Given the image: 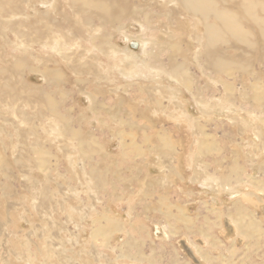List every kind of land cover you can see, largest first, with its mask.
Instances as JSON below:
<instances>
[{
	"label": "bare ground",
	"instance_id": "obj_1",
	"mask_svg": "<svg viewBox=\"0 0 264 264\" xmlns=\"http://www.w3.org/2000/svg\"><path fill=\"white\" fill-rule=\"evenodd\" d=\"M60 1L62 0H0V108L5 103H7L8 107L11 106L13 111L8 108L9 112H6L11 113L14 120L16 119L17 124H19L16 125V122L12 124V134L7 135L3 129L0 130V134L5 133L7 138H12L13 136L16 138L17 144L13 148L18 147V153L14 156L13 163L22 176L24 173L21 172V169L24 164L29 163L30 168H36L42 172L45 171V167L50 163V157H52L43 148H37L36 143L34 145L29 143L30 137L28 136L33 137L35 135L34 126H32L34 122H38L40 127L43 126L49 129L48 133L50 132V136H59L58 138H61L63 143L69 144V147L74 150L80 161L86 162L95 154L101 156L100 153L103 152V149L98 145L97 138L91 132L82 136L80 128L72 127L73 123H71L69 117L60 113L63 102L55 100L57 95L63 99V96L65 97V94L69 93V90L66 89L67 87L76 88L77 92L83 91L81 83L88 82L87 79H93L98 82L107 80L105 79L107 75L103 70V64L98 63V56L96 57L93 50H96L100 56L107 58L109 61L114 60L110 72H116L129 79L137 80L145 76H164L174 83L176 87L189 90H191L190 86L195 84L191 83L194 75L189 71V66L194 63L200 72L205 71L208 74L224 75L232 78L234 73H239L240 77L245 81L247 76H251L250 85H242L239 89H236L238 91L236 93L239 97L238 99L242 100V102L246 104L252 102L254 104V107L252 106L254 110H248L247 113L249 115L252 114V116L254 114L258 120L263 119L260 122L264 125V113H262L264 108V82L261 78L264 77V0H150L141 9L135 2H132L133 0H63L61 5ZM38 3L41 8H50V10L42 11L37 15L28 14L27 10L35 8L34 4ZM150 19H155L157 23L153 25ZM127 21L138 26L141 25L144 36L156 32L157 38L153 40L148 38V40L147 37H144L142 38L143 41H140V45L132 42L131 38L127 37L123 32L124 27L127 26ZM105 26H107L108 30L104 29ZM110 30L124 34L129 48L124 50L126 53L112 44L109 38L111 36ZM5 32L10 34L13 39L6 37L7 35L4 37ZM84 37H87L89 41L82 40ZM87 42L90 43L91 48L84 45ZM189 42L194 46L193 48H189ZM34 46L49 51L60 61L54 60L53 57V60L50 57L48 59L49 55L47 57L41 55L40 57H35L32 53V56L28 55L26 51L34 49ZM137 46L143 49L144 57H133L130 55V51L137 49ZM7 47L22 55L8 54ZM148 50L157 51L158 57L151 56ZM185 53L188 58L192 53L191 59L194 63L190 64L187 62ZM152 58L153 61L151 62L150 59ZM117 60L118 62L115 63ZM59 62L61 66L58 65ZM95 66H98V68ZM139 67L144 68V71L140 70ZM153 69H158L159 71H154ZM27 73H38L44 79V85L40 88L29 87V85L24 84L20 76L23 77ZM72 77L76 79L72 80ZM220 83L223 82L220 81ZM220 86L223 91L226 90V93L219 98V101L210 98L209 102H200L195 96L204 115L211 116L224 105L231 107V104H234L232 98L234 94L232 92L233 86L226 84L224 86L220 84ZM123 89L125 87L118 91L116 90L117 92L115 91L116 103L110 108L107 106L100 107V102L97 103L98 97L107 95L110 91L99 95L101 93L100 90L92 91L86 86L83 92L90 102L89 111L95 115L98 112L104 113L121 125V129L116 135L122 140L120 146L122 150H126L125 157L130 152H135L141 156L143 150L136 144L135 133L132 130L134 129L135 121L130 124L125 120L116 118L117 112L114 110L115 108L118 112H122L123 106L133 110L138 109L135 106L123 104L124 98H120V93H125ZM159 90L153 94L149 88L140 86L138 88L139 94H145L146 97L141 102L132 99L129 103L144 104L145 111L143 112L148 113L162 112L166 114L169 110L170 116L172 115L175 120L174 122L183 121L184 117L187 118L181 111L184 109L183 104L173 102L174 94L170 92L167 93L169 94L167 96L165 92ZM246 91L251 92V95ZM157 92L159 93L157 94ZM192 94L196 95L194 92ZM162 96L169 98V104L166 106L161 102L160 98ZM244 103L242 104V109L245 105ZM243 112L245 113L244 109ZM4 114L5 112L0 113V121L9 123V119L7 120L3 117ZM188 123L189 126H192L191 129L196 130V140H194L193 149L190 150L189 154L190 156L193 154L192 161H201L199 157L202 155H210L213 158L214 156H219L221 148L212 137L210 138L202 132L203 127L193 119H190ZM148 124L153 128L150 120ZM242 124H244V121H241V124L235 123L233 126ZM124 125L131 129L130 133L124 132ZM157 139V141L151 140L146 150H151L149 153L156 156L157 166L164 162L160 166L161 169L159 168L160 175L164 179L166 174L167 178L164 180L158 179L155 183L160 189H166L167 186L165 185L168 183V179L172 178L171 182L176 177L181 179L177 165L174 163L170 168L165 159H163L167 155L166 152L172 151L177 146H175L176 141L173 143L169 137L165 136V133L158 134ZM263 146V144H260L258 147L262 149ZM104 155L106 154L104 153ZM173 155L170 161L178 159L176 156L173 158ZM212 161L215 163V167H210V164H196L194 173H192L194 179H201V185L205 184L209 188V194L220 195L221 191H223L222 188L227 187V191L233 198L236 194L234 190L242 187L241 185L246 186V189L247 187L258 185L261 186L257 188L258 190H261V192L264 190L263 181L249 176H247L248 178L246 177L247 180L243 179L242 181L240 178L241 172L239 173L241 169L238 166L223 169L222 164L225 159H220L218 162L214 158ZM88 167V171L82 172L83 182L79 183L82 188L81 191L86 194L97 195L104 186L107 169L104 173L95 164ZM260 167L264 169V163H260ZM9 168L0 157V172H6ZM215 171H218L223 176L216 179L213 176ZM224 171L226 174H224ZM53 172L55 171L53 170ZM163 181L165 185L162 187ZM150 186L151 184L148 188ZM46 187L38 190L37 184L31 185V190H36V197L42 204L47 203L51 197L46 194ZM145 187L147 188V183ZM1 189L9 190L7 186ZM71 191L75 192L76 190L73 188ZM73 196L75 195L71 194L70 197ZM253 196H255L253 193L247 192L240 200L241 202H235L238 205L227 208L230 210L227 217L231 219L230 224L233 226L234 231V238H231L228 246L230 244L235 245V240L238 239L237 241L239 242L245 241L249 248V246H255L261 237H264L261 223L255 218L254 213L250 212L245 206L247 205V200L252 199ZM143 198L148 201L147 196ZM255 199L257 200L256 196ZM154 205L161 210V213L154 210V206L140 205L139 207L143 211V219H139V216H135L134 213L129 219L133 220V222L128 224H121L111 219L106 213L99 212L98 216L92 219L89 226L88 239L92 243L91 251H89L91 252L89 254L91 262L86 260L87 263L85 264L99 262L101 252L110 246V242L116 234L117 236L119 234L122 235L121 243H118L119 254L117 258L127 257L132 264L147 262L144 250L140 248L136 250L134 255H128L126 249L135 248L137 244L145 240H149L160 251H165L164 255L160 256L161 258L168 254V264H189L188 262H181L175 255L176 239L179 236L185 237L186 242L192 244L196 253L205 262L204 264H211L209 256L211 251L209 249L212 246H218L219 249H222L219 245L221 241L215 238L213 232L220 227V218L218 216L220 214H218V211H223L224 209L217 208V213H213L212 210L208 211L212 216L210 218L204 217L203 225H199L197 218L187 215V211L181 205L173 204L167 198H158L157 196L154 199ZM211 205L215 206L216 204ZM132 207L131 212H134L136 208ZM150 217L154 219H149ZM142 223L150 227L145 228L141 225ZM71 224L73 228L79 227V224L74 225V222L68 219V221L60 223V225L57 223L52 225L51 222L43 229L50 228V232L56 231L58 233L63 231L64 237L59 239V241L66 246L71 238L72 240L70 241L76 243L74 241L76 238L73 237L68 229ZM79 228L83 229L81 226ZM158 232L160 236H156V234L159 235ZM141 233L145 234L143 240L139 238ZM195 236L203 239L204 243L201 246L192 243L191 238ZM17 243L19 244V241ZM54 247H48L43 244L40 248H34L33 250L30 246L29 253L28 251L25 252L23 246H21L22 251L19 254L16 251L15 254L11 253L8 256H10L11 260H17L20 264L22 262L24 264H34L33 262L53 264L50 259L54 261L57 256L61 264L72 263L66 260L64 256L63 252H66L67 249L62 250L61 248L60 254H56L57 251L55 249L53 254ZM149 247H152V245ZM169 247L174 250L169 251ZM26 248L28 249L29 247L26 246ZM100 248L103 250L101 251ZM31 255L33 256V262ZM0 261L1 264H6L1 256ZM5 262H8V260Z\"/></svg>",
	"mask_w": 264,
	"mask_h": 264
},
{
	"label": "rangeland",
	"instance_id": "obj_2",
	"mask_svg": "<svg viewBox=\"0 0 264 264\" xmlns=\"http://www.w3.org/2000/svg\"><path fill=\"white\" fill-rule=\"evenodd\" d=\"M149 1L150 0H133L132 2H135L141 9L145 3H148ZM62 2L63 0L60 1V5ZM34 6L35 8L27 10L28 14L37 15L42 11L50 10V8H41L39 3L34 4ZM150 22L153 25L157 23L155 19H150ZM126 23L127 26L124 27L123 32L127 37L131 38L132 42H136L140 45V41L144 37L151 40L157 38L156 32L144 36L141 25L138 26L128 21ZM104 29H107V26H105ZM110 33L111 36H109V38L111 39L112 44L116 45L117 48H120V50L126 53L124 50L129 48L124 34H119L112 30H110ZM5 35L9 38L12 37L7 32L4 33V37ZM82 40L89 41L87 37H84ZM189 43V48H193L194 46L191 45V42ZM84 45L91 48L89 42H87V44L84 43ZM137 47V49L130 51V55L133 57H144L143 49L139 46ZM33 48L34 49L26 51V53L30 56L33 54L35 57H40V55L47 57L49 55L48 59H52L53 57L54 60L60 61L54 56V54L49 53L47 50L40 49L36 46ZM6 50L8 54L11 55H22L15 50L8 49V47ZM148 52L151 56L154 55L158 57L157 51L148 50ZM93 53L96 57L98 56L97 61L98 63L103 64V70L109 78L105 76V79L107 80L102 82L87 79L88 82L81 83V86H83L82 90L84 91L87 86V88L92 91L100 90L101 93L99 95L110 91L107 95H101L97 98V103L100 102V107L107 106L110 108L116 103L115 91L125 87V89H123L125 90V93H120V98H124L123 104L135 106L138 109L133 110L127 106H123L122 112H118L116 108L114 110L117 112L116 118L125 120L130 124L135 121L133 125L134 129L132 130L135 133L134 137L136 144L143 150L142 155L140 156L135 152H130L127 154V157H125L126 150H122L120 146L122 140L116 135L121 129V125L104 113L98 112V114L95 115L89 111L90 102L87 100L84 92H77L76 88L67 87L66 89L69 90V93L65 94L63 99L58 95L56 98L54 97L56 101L63 102L60 113L69 117L71 123H73L71 125L72 127L80 128L82 130V136L91 132L97 138L98 145L103 149V152L100 153L101 156L95 154L86 162L80 161L74 150L69 147V144L67 145L66 143H63L61 138H58V135V137H55V135L50 136V132L48 133L49 129L43 126L40 127L38 122H34V125L32 126H34L35 135L33 137L28 136L30 137L29 143L33 145L36 143L37 148H43L46 152L51 154L52 157H50V163L45 167V171L42 172L36 168H30V165H28L29 163L24 164L21 169V172L24 173L22 176L20 172H18L19 170L14 167L13 163L14 156L18 153V147L13 148V146L17 144V140L14 136L12 138L6 137V134L10 135L13 133L12 124L14 122H16V125L19 124H17L16 119L14 120L11 113H7L9 112V109L10 111H13L11 110V106L8 107L7 103L3 104V109L0 108V113L5 112L3 117L7 120L9 119L10 122L3 123L0 121V130L3 129L6 132V134H0V157L11 168L6 172H0V256L2 257V260H4L3 262L6 264L9 262H11L10 264H20L17 260H11L8 255H11V253L15 254L16 251L19 254V252L22 251L21 246H23L25 252L28 251L30 253V246L34 250V248H40L43 244L48 247L55 246L53 254L55 253V249L57 251L56 254H60L59 251H61V248L62 250L67 249L66 252L63 253L66 260H69L70 263L72 262L71 264H85L87 261L91 262L89 258L91 252L89 251H91L92 243H90L88 239L89 226L92 219H95L99 212L106 213L111 219L116 220L121 224H128L133 222V220L129 219L134 213L135 216H139V219H143V211L140 209V205L154 206L153 209L161 213V210L154 205V199L158 196V198H167L173 204L181 205L187 211V215L198 219L199 225H203L204 217L210 218L212 216L208 211L212 210L213 213H217V208L224 209L223 211H218V214L221 215H218L220 218V227L213 232L215 238L221 241L219 245L222 249H219L218 246H212L211 249H209L211 251L209 253L211 264H264V237H261L255 246H249V248L245 241L239 242L237 241L238 239L235 240V245L230 244V246H228L231 238H234V231L233 226L230 224L231 219L227 217L230 212L227 208L238 205V203L235 202L242 200V197L245 196L247 192L253 193L257 200L255 199V196H253L252 199L247 200V205L245 206L250 212L254 213L255 218L259 220L264 230V190L261 192V190L257 189L261 186L256 185L255 187H247L246 189V186L244 187L241 185L242 187H239L240 190H238L239 188L234 190L236 194L233 198L227 191V187H224L222 188L223 191H221L220 195L213 194V196L209 194V188H207L205 184L201 185L202 180L194 179L192 174L194 173V167L196 168L198 164H210V167H215V163L212 161L214 158L217 159L218 162L220 159H225L222 164L223 166L221 165L223 169L238 166L241 169L239 173L241 172L240 178L242 181L243 179L247 180V176H249L253 179L255 178L264 182V169L260 167V163H264V146L262 149H259L258 147L260 144L264 145V140L262 141L264 138V125L260 122V120L263 119L258 120L257 116L254 114L253 116L252 114L249 115L247 112L248 110H254V104H252V102L247 104L242 102V100L238 99L239 97L236 93L238 92L236 89H239L242 85H250V81H252L251 76H247L245 81L240 77L239 73H234V77L228 78L224 75L217 76L214 74H208L205 71L200 72L195 66L196 64L194 61L191 59L192 53L189 55V58L185 53L187 62L190 64L194 63L189 66V71L194 75L191 83L196 84L190 86L191 91L182 87H176L174 83L170 82L164 76H145L137 80L129 79L116 72H110L114 60L109 61L107 58L100 56L96 50H93ZM150 61L152 62L153 58L150 59ZM117 62L118 60L115 61V63ZM58 65L61 66L60 62ZM95 67L98 68V66ZM139 69L144 71V68L142 67H139ZM153 70L159 71L158 69ZM20 78L24 81L23 83L29 85V87L41 88V86L44 85V79H42L38 73H27L23 77L20 76ZM261 78L264 82V77ZM71 79L75 80L76 78L72 77ZM220 81L223 83H220ZM243 82L244 84H242ZM220 84L223 86L224 84L233 86L232 92L234 94L232 98L234 104H231L233 109L224 105V107L219 108L217 112L213 111V115H204L195 96H197V100H200V102H207L210 98L219 101V98L226 93V90L223 91ZM140 86L143 88H149L152 90L153 94L158 91V89H160L159 91L161 92H165V94L172 92L176 97L172 98L173 102H180L183 104L182 106L184 109L181 111L183 112L182 114L187 116V118L183 116V121L179 120V123L174 122L175 120L172 115L170 116L169 110L166 114H163L162 112L148 113L143 112L145 111L143 107L144 104L129 103L132 99L141 102L143 101V98L146 97L145 94H139L138 88ZM192 92L196 95H193ZM158 93L159 92H157V94ZM247 93L251 95V92ZM167 96H169V94H167ZM167 96H162L160 98L162 104L165 106L169 104V98H167ZM243 103L245 104L243 106L245 113L242 109ZM240 109L242 110L240 111ZM211 110L213 109L211 108ZM262 110V113H264V108ZM135 116L137 119L134 118ZM145 119L150 120L153 128L149 126V120ZM190 119L197 121L198 124L203 127L202 132L215 140V143L221 148V151L218 154L219 156H214L213 158L210 155H202L199 157L201 161H192L193 154L191 153V156L189 154L190 150L193 149L194 140H196V130L191 129L192 126H189L188 121H190ZM241 121H244V124L233 126L235 123L241 124ZM193 125H195V123H193ZM123 130L124 132L130 133L131 129L124 125ZM161 133H165V136L169 137L173 143L176 141L175 146L177 147L170 152H166L167 155L163 159H165V162H167V165L170 168L175 163L179 168L181 176V179L176 177L172 182V178L168 179L166 185L163 181L162 187L165 185L167 186L166 189H160L155 183L158 179L164 180L167 178L165 172L164 179L160 175V166L163 165L164 162L160 161L161 165L157 166L158 163L156 156L149 153L151 150H146L151 140L157 141V135ZM146 137L148 139L147 141ZM104 153L106 155H104ZM172 155L173 158L176 156L178 159L170 161ZM93 164L99 166V169L102 172L107 169V173L104 172L106 175L104 186L101 188V192L97 195L86 194L84 191H81L82 188L80 187V182H83L82 172L88 171V166ZM53 170L55 172H53ZM224 174H226L225 171ZM213 176L217 179L223 175L218 173V171H215ZM146 183L147 188L145 187ZM34 184L38 185V190L45 189V186H47L46 194L49 197L51 196L47 203L42 204L40 200L37 199L36 190H31V185ZM150 184L151 186L148 188ZM6 186L9 190L1 189ZM73 188H75V192L71 191ZM71 194H74L75 196L70 197ZM144 196H147L148 201L144 200ZM211 204L216 205L212 206ZM132 206L136 208L134 209V212H131V208H133ZM68 219L73 221L74 225L79 224L78 226H81L83 229H80L79 227L73 228L72 224L69 225L68 229L71 231L73 237L76 238L74 239L76 243L70 241L72 240L71 238L65 246V244H61L59 241V239H63L64 237L62 229V232L58 233L56 231L50 232V228L43 229V227L51 224V222L52 225L54 223L60 225V223H64L68 221ZM149 219L154 218L150 217ZM141 225L145 228H148L149 226L144 223ZM156 236H160V233L159 235L156 234ZM121 238V234L118 236L116 234L108 248L104 251L100 248L102 252L99 257V262L93 264H106L107 262L108 264H132L127 257L117 258L119 254L118 243H121ZM139 238L140 240H143L145 234L141 233ZM18 241L19 244L17 243ZM191 241L198 246H201L202 243H204L203 239L198 236L191 238ZM49 242L52 243L49 244ZM14 245L16 246L13 247ZM96 245L98 246V244ZM150 245H152V247H149ZM26 246L29 248L27 249ZM140 248H143L145 258L147 259V262L145 261L143 264H168V254L161 258L160 256H163L165 251H160V249L153 246L149 240L142 241L137 244L135 248L130 250L126 249V251L128 255H134L136 250ZM175 248V255H177L181 262H188L189 264L205 263L196 253L192 244L186 242L185 237L179 236L176 239ZM172 249V247H169V251ZM96 257L98 258V256ZM31 259L33 262L32 255ZM6 260H8V262H5ZM50 262L53 264H61L58 256L54 261H51L50 259ZM33 263L39 264L38 262ZM22 264L24 263L22 262Z\"/></svg>",
	"mask_w": 264,
	"mask_h": 264
}]
</instances>
